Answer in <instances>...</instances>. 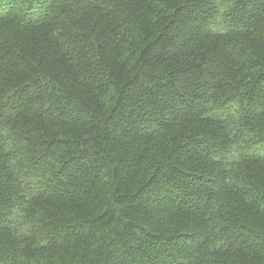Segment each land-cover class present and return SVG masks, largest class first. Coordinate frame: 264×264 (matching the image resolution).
<instances>
[{
	"label": "trees",
	"instance_id": "trees-1",
	"mask_svg": "<svg viewBox=\"0 0 264 264\" xmlns=\"http://www.w3.org/2000/svg\"><path fill=\"white\" fill-rule=\"evenodd\" d=\"M0 264H264V0H0Z\"/></svg>",
	"mask_w": 264,
	"mask_h": 264
},
{
	"label": "rangeland",
	"instance_id": "rangeland-1",
	"mask_svg": "<svg viewBox=\"0 0 264 264\" xmlns=\"http://www.w3.org/2000/svg\"><path fill=\"white\" fill-rule=\"evenodd\" d=\"M221 12H222L221 17L218 19L217 24L213 26V28L216 30H223L227 27V21L225 19V15L223 14V10ZM262 150L263 149H261V151ZM239 154H240V148L239 147L234 148V150L231 151V153L227 156L229 162L232 163L235 160H237ZM20 216L21 215L19 213H16V215H15L17 225L20 224V219H19ZM21 231L26 232V230H24V229H21Z\"/></svg>",
	"mask_w": 264,
	"mask_h": 264
}]
</instances>
